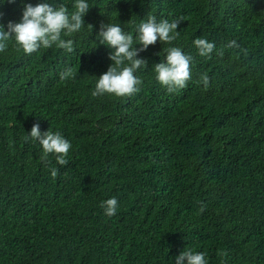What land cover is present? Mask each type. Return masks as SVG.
Wrapping results in <instances>:
<instances>
[{"label":"trees","instance_id":"obj_1","mask_svg":"<svg viewBox=\"0 0 264 264\" xmlns=\"http://www.w3.org/2000/svg\"><path fill=\"white\" fill-rule=\"evenodd\" d=\"M44 2L74 11L75 0H0V24ZM87 2L84 27L61 35L73 52L53 45L29 56L11 39L0 53V264H175L185 249L208 264H264V0ZM149 15L183 17L178 38L139 54V93L93 97L113 63L101 24H120L139 48ZM197 38L215 44L211 58ZM168 47L193 57L176 93L154 71ZM68 67L75 78L62 81ZM37 122L70 141L67 165L53 154L46 164L39 143L25 141ZM113 197L109 217L100 205Z\"/></svg>","mask_w":264,"mask_h":264},{"label":"clouds","instance_id":"obj_2","mask_svg":"<svg viewBox=\"0 0 264 264\" xmlns=\"http://www.w3.org/2000/svg\"><path fill=\"white\" fill-rule=\"evenodd\" d=\"M8 3L15 4L16 0H7ZM23 3V0H21ZM74 11L69 12L64 4L56 6L47 2L38 3L35 6L31 3L23 5L22 19L19 22H9L7 30L0 24V53L5 52L8 48V41L14 39L15 44L23 49L27 55H32L43 48H51L56 45L71 53L74 51L73 41L61 38L62 33L65 36H71L79 32L85 25L84 17L90 10L87 0H75L73 4ZM0 12V19L3 18ZM183 17L174 18L171 22L167 19L157 21L153 15H149L146 20L140 22L138 26V35L134 46L133 35L125 33L120 24H101L100 31L97 34L101 44L108 46L112 51L109 59L113 62L108 71L98 77L95 88L92 90L93 97L103 96L105 94H114L117 97H131L141 91L143 81L134 73L147 65V61L138 58L139 54L148 49L150 45H155L157 40L162 43L170 44L180 35L177 30ZM93 29V25L89 24ZM194 46L201 57H210L215 49V44L204 38L194 40ZM227 48L239 49L244 55L247 50L235 40H230L226 45ZM19 50V49H18ZM166 56L162 62L154 65L156 79L164 86L169 93H176L187 87L188 81L191 80L190 64L193 60L191 55L185 54L179 47H168L163 50ZM223 55V52H220ZM62 81L74 79L73 69L68 67L59 73ZM200 82L205 88L209 86V76L205 73L200 77ZM25 141L38 142L42 148L43 155L41 160L46 164L49 163L50 154L55 155L56 162L60 166L69 163L67 157L72 145L59 131L48 130L42 132L40 124H33L30 134L25 137ZM58 175V169L51 168L53 179ZM200 211L205 210L203 205ZM100 207L104 210L106 216L116 215L119 202L113 197L103 201ZM208 264L206 254L195 252L191 249H185L177 257L175 264Z\"/></svg>","mask_w":264,"mask_h":264}]
</instances>
